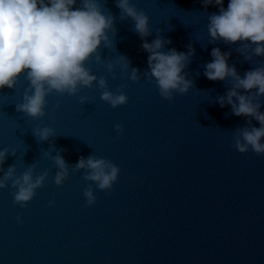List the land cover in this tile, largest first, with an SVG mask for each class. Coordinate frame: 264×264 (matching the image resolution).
I'll list each match as a JSON object with an SVG mask.
<instances>
[{"label": "water", "instance_id": "obj_1", "mask_svg": "<svg viewBox=\"0 0 264 264\" xmlns=\"http://www.w3.org/2000/svg\"><path fill=\"white\" fill-rule=\"evenodd\" d=\"M101 2L105 14L116 18L115 35L108 33L112 47L104 48L101 58L115 65L119 55L126 56L142 74L148 70V53L132 30L134 22L119 19L115 0ZM132 2L149 17L148 43L159 29L171 41L165 52L187 53L189 44L194 48L184 69L193 88L165 101L148 78L132 83L128 73L121 78L119 66L109 74L93 61L86 67L104 76L110 91L126 86L127 105L112 109L95 88L72 97L53 94L46 98L42 120L16 111L28 87L23 76L14 89L0 90V150L16 151V156L6 157L3 169L15 164L20 174L35 163L37 174L49 172L44 187L24 209L13 204L10 188L0 190V264H264V156L241 154L231 146L233 131L249 126L250 118L233 115L229 105L221 108L217 98L230 84L203 75L213 48L230 53L228 64L241 78L264 65V57L245 61L236 50L239 41L208 42V17L219 13L214 4ZM228 2L223 0L225 10ZM79 96H86L88 103L81 105ZM260 103L264 112V97ZM115 124L123 127L118 140ZM37 126L54 128L53 148L47 141L37 143L32 134ZM250 126L259 124L253 119ZM57 150L69 165L91 154L112 161L120 174L111 192L96 190L93 184L96 203L86 207L83 170L69 169L63 186H55L56 169L44 153L55 156Z\"/></svg>", "mask_w": 264, "mask_h": 264}, {"label": "clouds", "instance_id": "obj_2", "mask_svg": "<svg viewBox=\"0 0 264 264\" xmlns=\"http://www.w3.org/2000/svg\"><path fill=\"white\" fill-rule=\"evenodd\" d=\"M210 4L218 6L219 13L208 17L209 43L236 44L239 41L241 46L236 50L243 54L245 61L264 57V0H229L226 10L223 0H202L205 8ZM115 6L120 10L121 21L130 18L134 22L132 30L143 41L142 50L148 53V70L142 74L131 67L126 56L119 55L115 65L110 59L101 58L102 50L112 47L108 33H116V18L110 12L105 14L101 0H80L79 4L77 0H0V90L14 89L21 76L28 83L23 102L16 104L18 113L31 120H42L48 96L72 97L82 89L93 88L100 92V100L112 109L127 105L126 86L110 91L105 77H97L86 67L93 61L104 65L109 74L119 66L121 78L128 73L127 79L132 83L148 78L165 101H173L174 93L183 96L193 88V81L186 78L189 73L184 71L194 55L191 44L187 46V53L175 49L165 52L164 46L171 41L162 38L159 29L151 43L145 40L151 35V29L144 11L138 10L132 0H115ZM210 55L212 60L204 66L203 75L209 81L230 84L226 94L217 98L220 107L229 105L233 115L250 118L249 126L233 131L231 146L241 154L251 151L256 156H264V112L260 111V100L264 97V65L246 71L241 78L235 67L228 64L230 53L213 48ZM112 79L116 76L112 75ZM79 103H88V98L79 96ZM253 119L259 127L250 126ZM113 130L118 140L123 135L122 125L115 124ZM32 134L37 143L47 141L49 147H52L50 138L56 136L54 128L49 126H37ZM8 155L16 156V151L0 150V190L10 188L13 204L24 209L35 198L37 190L44 187L49 172L37 174L35 163L20 174L15 164L4 170L2 165ZM44 155L52 160L56 169L53 183L57 187L63 186L69 178V169L72 173L83 170L81 178L88 184L82 193L86 207L96 203L93 184L96 190L110 193L120 174L119 167L112 161L93 154L79 157L74 165L66 163L58 150L55 156L47 151ZM52 205L50 200L49 207ZM15 220L18 225L22 223L20 215Z\"/></svg>", "mask_w": 264, "mask_h": 264}]
</instances>
